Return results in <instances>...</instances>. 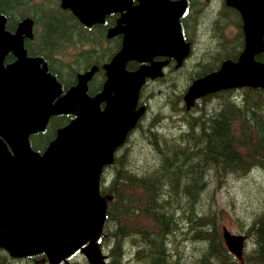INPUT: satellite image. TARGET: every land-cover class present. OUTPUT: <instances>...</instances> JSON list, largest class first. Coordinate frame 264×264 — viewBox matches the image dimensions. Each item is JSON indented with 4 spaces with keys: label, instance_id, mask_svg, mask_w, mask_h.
<instances>
[{
    "label": "trees",
    "instance_id": "16d2710c",
    "mask_svg": "<svg viewBox=\"0 0 264 264\" xmlns=\"http://www.w3.org/2000/svg\"><path fill=\"white\" fill-rule=\"evenodd\" d=\"M185 2L179 25L190 54L180 65L168 59L163 75L141 88L145 113L100 175L107 207L98 244L107 264H239L221 236L216 194L228 178L255 171L262 191L242 228L249 246L241 263L264 264V90L243 87L206 95L190 106L184 101L195 79L239 59L245 23L225 0ZM1 13L13 21L32 20L36 43L30 54L44 57L64 91L90 70L87 93L101 91L104 66L122 44V33H111L120 13L109 12L89 27L60 0H0ZM254 58L264 65V49ZM71 118L51 117L42 132L30 136L32 149L42 152ZM0 264L16 263L0 249Z\"/></svg>",
    "mask_w": 264,
    "mask_h": 264
},
{
    "label": "water",
    "instance_id": "95a60500",
    "mask_svg": "<svg viewBox=\"0 0 264 264\" xmlns=\"http://www.w3.org/2000/svg\"><path fill=\"white\" fill-rule=\"evenodd\" d=\"M85 26L101 23L105 14L122 12L121 50L105 65L107 81L101 93L85 94V80L62 93L55 77L40 66L41 59L27 57L20 33L2 30L0 17V249L13 258L43 253L57 264L84 244L81 252L89 264H105L97 248L104 223L106 200L99 193L102 168L113 161L143 114L137 107L146 78L161 75L162 62L128 71L129 61L148 63L171 56L178 63L188 55L179 17L182 0H61ZM239 9L246 22V48L237 62L196 79L185 95L186 103L223 89H264V66L254 60L264 33V0H226ZM8 49L17 60L2 65ZM104 102L103 108L100 104ZM74 114L57 130L42 154L33 151L29 136L43 131L50 117ZM228 250L241 258L245 237L222 229Z\"/></svg>",
    "mask_w": 264,
    "mask_h": 264
},
{
    "label": "rangeland",
    "instance_id": "374dc122",
    "mask_svg": "<svg viewBox=\"0 0 264 264\" xmlns=\"http://www.w3.org/2000/svg\"><path fill=\"white\" fill-rule=\"evenodd\" d=\"M68 53L71 51H67L66 55ZM259 180L260 174L253 171L243 179L228 178L217 190L216 198L221 211L220 230L225 227L233 234H243L242 230L246 225L245 218L249 217L253 209H256L254 206L259 204L257 199L260 195L257 193L262 191ZM239 219L242 221L241 226ZM248 246L246 244L245 249ZM64 264H70V262ZM239 264L242 263L239 262Z\"/></svg>",
    "mask_w": 264,
    "mask_h": 264
},
{
    "label": "flooded vegetation",
    "instance_id": "af4514ba",
    "mask_svg": "<svg viewBox=\"0 0 264 264\" xmlns=\"http://www.w3.org/2000/svg\"><path fill=\"white\" fill-rule=\"evenodd\" d=\"M0 17H3V21H2L3 31L9 33L10 35H13V34H15L17 32V29L19 28L20 24H23L24 22H27V26L23 29V32L21 34V37L23 39V48L26 50V55L28 57L29 56L30 57H38V58L41 59L42 64L45 63V59L41 55H32V54H30V50L33 49V47H35L34 45L36 43V39L34 38V36L33 35L29 36L28 28L30 26L29 29L30 30L32 29V26H33V22H31L32 20L30 21V20L24 19L22 21H13V18L9 19V16L7 14H4V13H1ZM157 59L165 60L166 64H167L168 59H172V58H170V57H164V58L159 57ZM16 60H17V57H16L13 49H8L6 51L4 57H3L2 64H3L4 67H7L8 65L13 64V62H15ZM35 262H36V260H35ZM82 262L79 263L77 261V263H75V264H82Z\"/></svg>",
    "mask_w": 264,
    "mask_h": 264
},
{
    "label": "bare ground",
    "instance_id": "6f19581e",
    "mask_svg": "<svg viewBox=\"0 0 264 264\" xmlns=\"http://www.w3.org/2000/svg\"><path fill=\"white\" fill-rule=\"evenodd\" d=\"M199 175V174H198ZM201 181V180H200ZM213 182V181H212ZM211 182V183H212ZM209 184V183H208ZM206 186V185H205ZM199 189V188H198ZM205 189V188H204ZM202 191H203V189H201ZM207 190V189H206ZM200 227V226H199ZM197 231V230H196ZM175 232V231H174ZM178 232V231H177ZM176 233V232H175ZM181 233V232H180ZM178 236V235H177ZM249 236V235H248ZM247 237V236H246ZM177 240V239H176ZM188 241H189V239H188ZM192 242H194V241H192ZM191 244V243H190ZM194 244V243H193ZM195 245V244H194ZM215 249V248H214ZM168 250V249H167ZM176 255V254H175ZM181 260V259H180Z\"/></svg>",
    "mask_w": 264,
    "mask_h": 264
}]
</instances>
